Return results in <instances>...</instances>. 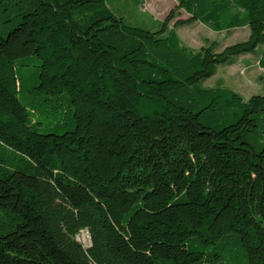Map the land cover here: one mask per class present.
Masks as SVG:
<instances>
[{
    "label": "trees",
    "instance_id": "obj_1",
    "mask_svg": "<svg viewBox=\"0 0 264 264\" xmlns=\"http://www.w3.org/2000/svg\"><path fill=\"white\" fill-rule=\"evenodd\" d=\"M195 21L249 35L193 50ZM257 50L264 0H177L155 31L0 0V264H264V93L202 85Z\"/></svg>",
    "mask_w": 264,
    "mask_h": 264
},
{
    "label": "rangeland",
    "instance_id": "obj_2",
    "mask_svg": "<svg viewBox=\"0 0 264 264\" xmlns=\"http://www.w3.org/2000/svg\"><path fill=\"white\" fill-rule=\"evenodd\" d=\"M111 11L120 16L128 25L144 28L150 31L158 29L168 12L173 9L177 0H106ZM189 15L183 10L177 12L176 19H187ZM174 20L169 24L171 27ZM176 33L182 44L198 50L201 46L214 44L218 52L224 47L247 39V27L222 29L213 31L197 21L176 28ZM259 51L230 58V62L216 67L215 73L202 82L204 87L221 85L238 93L244 100L251 95L264 93V69L258 67ZM78 241L88 243L87 232L81 231Z\"/></svg>",
    "mask_w": 264,
    "mask_h": 264
},
{
    "label": "built area",
    "instance_id": "obj_3",
    "mask_svg": "<svg viewBox=\"0 0 264 264\" xmlns=\"http://www.w3.org/2000/svg\"><path fill=\"white\" fill-rule=\"evenodd\" d=\"M77 240H78V237H77Z\"/></svg>",
    "mask_w": 264,
    "mask_h": 264
}]
</instances>
